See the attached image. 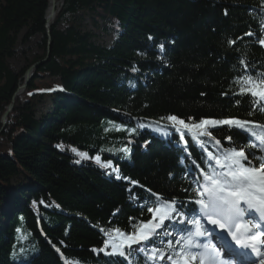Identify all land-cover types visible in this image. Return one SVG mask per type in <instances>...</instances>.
I'll use <instances>...</instances> for the list:
<instances>
[{"label": "trees", "instance_id": "16d2710c", "mask_svg": "<svg viewBox=\"0 0 264 264\" xmlns=\"http://www.w3.org/2000/svg\"><path fill=\"white\" fill-rule=\"evenodd\" d=\"M48 1L0 0V264H129L93 251L107 238L100 229L131 232L150 218L142 206L157 203L152 193L190 212L200 171L211 170L192 136L181 140L161 118L264 124V102L234 94L241 77L264 73V0H65L50 41ZM22 31L41 54L16 72L8 61ZM44 101L50 108L38 117ZM209 131L204 147L216 155L248 143L238 128ZM179 219L142 248L174 255L179 230L194 227ZM129 259L169 264L138 252Z\"/></svg>", "mask_w": 264, "mask_h": 264}, {"label": "snow or ice", "instance_id": "6c2138e0", "mask_svg": "<svg viewBox=\"0 0 264 264\" xmlns=\"http://www.w3.org/2000/svg\"><path fill=\"white\" fill-rule=\"evenodd\" d=\"M246 35L250 36L252 33L249 32ZM229 43L234 44L235 41L230 40ZM259 43L264 46V39H261ZM160 47L163 51V45ZM240 63L244 64L245 61L241 60ZM236 83L239 85V91L234 93L235 95L250 94L256 98L254 106L264 102V73L258 74L255 78L251 75L241 77ZM260 110H264V106H261ZM249 115L252 113L250 112ZM161 119L171 122V127L180 135L181 140H184L185 136L191 135L197 145L207 153L205 163L210 164L211 170L201 169L202 182L196 181L197 188L193 191L197 198L191 201L198 206L190 210L196 215L189 218L190 212L185 211L184 205L175 198L161 203L159 194L152 193L156 197L157 203L153 207H147V204L142 206L146 207L147 212L151 214L149 219L141 221L131 232H125L119 228L100 229L107 238L103 242V247L93 249V251L123 257L129 261V264H132L129 258L137 252L145 255L149 261L167 258L169 264H225L219 250L210 240L203 243L200 241L201 237H205L209 233V230L201 223V220H206L208 224L214 225L222 232H227L235 244L245 250L242 255L247 256L254 253L259 264H264V124L237 118L201 119L199 122L192 123L175 115ZM177 125L179 127H176ZM225 125L229 129L238 128L246 133L248 143L241 148L223 149L219 155H216L204 147L207 143L205 138L214 139L209 129ZM227 139L231 141L232 136L229 135ZM220 143L219 140H215L217 146H220ZM247 148L255 149L259 154L246 151ZM122 151L127 152L128 149L124 148ZM78 154L86 158V154ZM96 159L99 160V157ZM253 161H257L259 166ZM180 162L183 163V159ZM106 166L111 167V163L109 162ZM113 170L119 171L118 169ZM120 178L118 175L117 179ZM132 183L138 182L132 181ZM176 217H180L175 221L176 223L191 224L194 228L179 230L185 234L178 235L176 244L179 245L180 250L174 255L170 254L165 257L163 251L155 246L150 249L133 250L134 245L151 243L158 235L159 230L166 227L165 221L175 220ZM246 217L249 218L246 219ZM212 231L214 232L215 229ZM163 234L165 236L173 235L167 231ZM168 247H172L171 241L168 242Z\"/></svg>", "mask_w": 264, "mask_h": 264}, {"label": "rangeland", "instance_id": "374dc122", "mask_svg": "<svg viewBox=\"0 0 264 264\" xmlns=\"http://www.w3.org/2000/svg\"><path fill=\"white\" fill-rule=\"evenodd\" d=\"M85 27H86L85 28L86 31H90L98 35V33H96L92 29V27L88 24V22L85 23ZM23 35H24L23 31L18 35L13 58L8 61L9 65L16 72L22 71V69L26 66L27 63H29L33 58L38 57L41 54L40 48L37 45L39 43V39L37 38L27 44H23L21 42ZM99 42L103 43L106 46H110L111 43V41L108 38H104V37L100 38ZM49 108H50L49 102L44 101L37 109L38 110L37 116L40 117L41 115L46 113ZM138 248H141L140 245H136L135 247H133V250Z\"/></svg>", "mask_w": 264, "mask_h": 264}, {"label": "water", "instance_id": "95a60500", "mask_svg": "<svg viewBox=\"0 0 264 264\" xmlns=\"http://www.w3.org/2000/svg\"><path fill=\"white\" fill-rule=\"evenodd\" d=\"M65 0H61L59 2V4H62ZM55 7L54 6V2L51 1V6L50 8L48 9V11H50V14L49 16L46 15L45 17V29H46V33H47V36L49 38V28L52 26V24L54 23V20H55ZM49 41H50V38H49ZM43 63V62H41ZM41 63H38L34 66H32L26 73H25V76H24V84L19 88V91H24V89L26 88L27 84L29 83V80H30V75H31V72L38 66L40 65ZM12 106H9L6 114L3 116L2 118V125H5V120L7 118V116L11 113L12 111Z\"/></svg>", "mask_w": 264, "mask_h": 264}, {"label": "bare ground", "instance_id": "6f19581e", "mask_svg": "<svg viewBox=\"0 0 264 264\" xmlns=\"http://www.w3.org/2000/svg\"><path fill=\"white\" fill-rule=\"evenodd\" d=\"M51 1H53V2H54V6L57 7L58 5H60L59 2H60L61 0H49V1H48V3H49V8H50V6H51ZM56 7H55V9H56ZM49 14H50V11H48V12L46 13L47 16H49ZM55 14H56V13H55Z\"/></svg>", "mask_w": 264, "mask_h": 264}]
</instances>
